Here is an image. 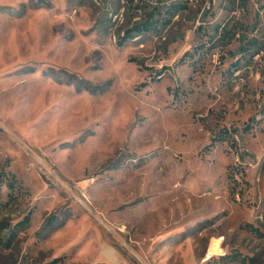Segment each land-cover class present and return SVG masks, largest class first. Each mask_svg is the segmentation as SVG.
<instances>
[{
    "label": "rangeland",
    "instance_id": "rangeland-1",
    "mask_svg": "<svg viewBox=\"0 0 264 264\" xmlns=\"http://www.w3.org/2000/svg\"><path fill=\"white\" fill-rule=\"evenodd\" d=\"M0 175V264H264V0H0Z\"/></svg>",
    "mask_w": 264,
    "mask_h": 264
},
{
    "label": "trees",
    "instance_id": "trees-1",
    "mask_svg": "<svg viewBox=\"0 0 264 264\" xmlns=\"http://www.w3.org/2000/svg\"><path fill=\"white\" fill-rule=\"evenodd\" d=\"M169 13H173L172 10H169ZM165 23L163 22H159L158 20H155L154 18V15L152 13H149L148 14V18H145L143 19L139 25H137V27L135 28V30H137L138 34H143V33H146V32H151V31H154L156 29H159L161 26H164ZM123 40H126L127 38L123 37L122 38ZM120 45H122L124 42L120 41ZM186 55V54H185ZM184 62V58H181L180 60V63ZM213 144V142L209 145L211 146ZM3 176L0 175V196H1V193H2V187H3ZM8 187L13 190L14 189V184L12 182L8 183L7 184ZM30 219V216H26L24 218V220H22L21 222H19L17 224V227H19L20 225H24L26 224ZM248 228L251 229V231L253 232H256L255 229H252L251 226H247Z\"/></svg>",
    "mask_w": 264,
    "mask_h": 264
}]
</instances>
